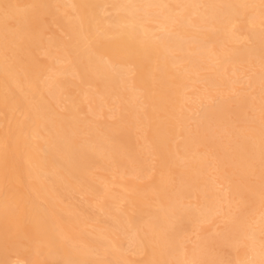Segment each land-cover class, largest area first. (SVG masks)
Returning <instances> with one entry per match:
<instances>
[{
    "label": "bare ground",
    "instance_id": "1",
    "mask_svg": "<svg viewBox=\"0 0 264 264\" xmlns=\"http://www.w3.org/2000/svg\"><path fill=\"white\" fill-rule=\"evenodd\" d=\"M0 264H264V0H0Z\"/></svg>",
    "mask_w": 264,
    "mask_h": 264
}]
</instances>
